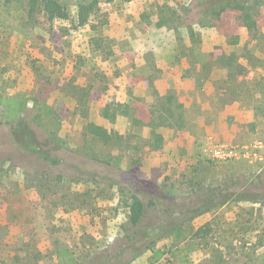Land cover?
<instances>
[{"label":"rangeland","instance_id":"374dc122","mask_svg":"<svg viewBox=\"0 0 264 264\" xmlns=\"http://www.w3.org/2000/svg\"><path fill=\"white\" fill-rule=\"evenodd\" d=\"M58 1L68 18L32 28L0 0V258L264 264V0L242 17L227 0H99L83 26L84 1ZM120 170L178 207L143 198L131 226Z\"/></svg>","mask_w":264,"mask_h":264},{"label":"trees","instance_id":"16d2710c","mask_svg":"<svg viewBox=\"0 0 264 264\" xmlns=\"http://www.w3.org/2000/svg\"><path fill=\"white\" fill-rule=\"evenodd\" d=\"M84 1L78 5L77 15H76V23L78 26L85 25L91 16L98 10L99 0H81ZM114 0H103L105 3H111ZM122 3H128L133 0H118ZM21 4V8L24 11L28 24L30 27H35L38 23V16H41L45 22L51 23L54 20L67 19L68 14L65 7L58 0H19ZM221 12L231 11L233 14L240 13L242 15H248L250 13V9L242 0H227L225 1L219 9ZM122 107H126L124 104H118L116 106H106L104 109V116L109 115V110L113 109L115 111H120L122 115H127L128 111L126 109H121ZM169 115L172 113L168 110ZM178 118V116H176ZM165 125H172L170 122H166L167 120L162 118ZM133 121H136V118L133 117ZM163 123V122H162ZM98 138L105 140L107 138L106 131L102 128H99ZM11 137L17 143L19 147H21L25 152H28L30 155L37 154L42 159L47 160L49 158L47 152H42L38 147L31 146L29 140L26 137L18 133V131L11 130ZM92 160L98 161L96 158ZM114 186H118L127 190L129 192V212L127 216L128 223L136 227L140 225L143 217L146 213V207L143 202V198H146L155 205H159L161 207L169 208H177L178 200L176 196L165 192L161 187L149 181L147 179H142L136 174L128 171V170H120L118 174V181L114 184ZM176 199V200H175ZM173 205V206H172ZM210 209V206L202 204L196 209L190 210V217H195L200 213L206 212ZM196 233H201L202 235L209 234V228L205 225L197 230ZM115 261V259L113 258ZM10 262V261H9ZM8 262V263H9ZM7 263L6 258H0V264Z\"/></svg>","mask_w":264,"mask_h":264}]
</instances>
